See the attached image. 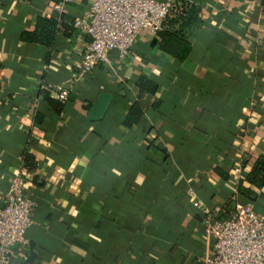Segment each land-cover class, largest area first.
<instances>
[{
	"label": "crops",
	"instance_id": "obj_1",
	"mask_svg": "<svg viewBox=\"0 0 264 264\" xmlns=\"http://www.w3.org/2000/svg\"><path fill=\"white\" fill-rule=\"evenodd\" d=\"M54 1L0 0V206L22 164L34 201L3 263L198 264L210 238L187 185L218 214L249 201L264 215V184L245 178L264 155V0H189L203 21L181 60L141 30L78 77L89 3ZM43 17L47 42L21 36Z\"/></svg>",
	"mask_w": 264,
	"mask_h": 264
},
{
	"label": "built area",
	"instance_id": "obj_2",
	"mask_svg": "<svg viewBox=\"0 0 264 264\" xmlns=\"http://www.w3.org/2000/svg\"><path fill=\"white\" fill-rule=\"evenodd\" d=\"M67 0H56L52 7L64 8ZM88 7L73 20L89 37L76 64L74 77L107 59V51L116 49L118 55L128 48L141 30L154 33L160 28L170 0H88ZM52 95L63 100L67 86L46 82ZM19 167L8 180L4 203L0 206V264L2 253L16 243L26 244L25 228L31 223L33 199L27 194ZM234 170H239L238 164ZM186 192L200 215L201 232L210 238V250L198 264H264V215L257 213L249 201L237 205L229 214H218L199 197L193 196L189 184Z\"/></svg>",
	"mask_w": 264,
	"mask_h": 264
},
{
	"label": "trees",
	"instance_id": "obj_3",
	"mask_svg": "<svg viewBox=\"0 0 264 264\" xmlns=\"http://www.w3.org/2000/svg\"><path fill=\"white\" fill-rule=\"evenodd\" d=\"M171 3L161 18L160 28L154 34L157 41V47L167 55L176 60H181L191 47V37L199 29L202 23V12L200 5L189 0H170ZM50 18H39L36 20V28L21 32V36L28 40L47 42L50 36L48 28ZM138 90L155 89L151 79L139 76L137 77ZM52 101H57L52 99ZM140 108L136 102H133L124 113L125 122L134 120L138 115ZM245 178L256 185L264 184V155H259L252 165L245 172Z\"/></svg>",
	"mask_w": 264,
	"mask_h": 264
}]
</instances>
